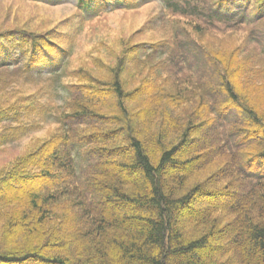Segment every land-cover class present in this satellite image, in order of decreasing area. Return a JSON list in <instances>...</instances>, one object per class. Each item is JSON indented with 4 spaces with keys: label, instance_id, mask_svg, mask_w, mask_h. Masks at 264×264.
<instances>
[{
    "label": "trees",
    "instance_id": "16d2710c",
    "mask_svg": "<svg viewBox=\"0 0 264 264\" xmlns=\"http://www.w3.org/2000/svg\"><path fill=\"white\" fill-rule=\"evenodd\" d=\"M26 1L192 23L74 68L63 31L0 30V152L28 139L0 164V264H264V0Z\"/></svg>",
    "mask_w": 264,
    "mask_h": 264
},
{
    "label": "rangeland",
    "instance_id": "374dc122",
    "mask_svg": "<svg viewBox=\"0 0 264 264\" xmlns=\"http://www.w3.org/2000/svg\"><path fill=\"white\" fill-rule=\"evenodd\" d=\"M65 18H69L70 21L60 25V22ZM88 18V16L78 15L72 3L46 6L26 0H0V30L25 26L42 32L49 29L63 31L66 35L62 39L63 45L70 47L72 51L70 55L71 68L78 65L88 67L90 64H88V59L91 55L93 57L104 55V48L98 46L101 40L108 45L113 44L119 37L130 38L137 43H152L168 37L171 34L170 27L173 25L189 30L192 23L183 17L170 15L158 1L149 2L132 10H116ZM246 32L243 28L236 32L233 39H243ZM217 43L223 47L228 44L226 41H219V39ZM46 130L47 128L43 126L33 134V137L43 136ZM23 139L1 150L0 164L6 163L19 153V150L28 142V139ZM113 172L120 173L117 170ZM121 173L123 176L134 179L132 173ZM229 200L230 197L226 196L220 201L228 202ZM110 209L114 211L116 207L110 206ZM188 214L187 211H182L180 215L185 217ZM216 245L218 246V244Z\"/></svg>",
    "mask_w": 264,
    "mask_h": 264
}]
</instances>
